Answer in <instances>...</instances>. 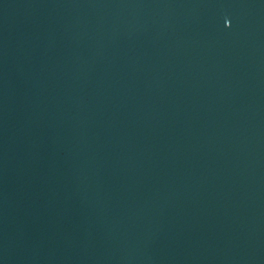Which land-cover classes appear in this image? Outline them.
Wrapping results in <instances>:
<instances>
[{
  "label": "water",
  "instance_id": "1",
  "mask_svg": "<svg viewBox=\"0 0 264 264\" xmlns=\"http://www.w3.org/2000/svg\"><path fill=\"white\" fill-rule=\"evenodd\" d=\"M0 264H264V0H0Z\"/></svg>",
  "mask_w": 264,
  "mask_h": 264
}]
</instances>
